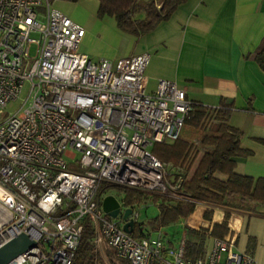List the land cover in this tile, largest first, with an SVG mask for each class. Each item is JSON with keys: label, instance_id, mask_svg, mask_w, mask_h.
Segmentation results:
<instances>
[{"label": "built area", "instance_id": "1", "mask_svg": "<svg viewBox=\"0 0 264 264\" xmlns=\"http://www.w3.org/2000/svg\"><path fill=\"white\" fill-rule=\"evenodd\" d=\"M84 33L50 0H0V246L35 242L6 264H72L86 218L96 247L131 264H257L233 235L185 257L184 238L137 237L103 212L104 184L177 197L182 177L149 148L178 139L196 103L170 80L147 92V53L92 60Z\"/></svg>", "mask_w": 264, "mask_h": 264}, {"label": "crops", "instance_id": "2", "mask_svg": "<svg viewBox=\"0 0 264 264\" xmlns=\"http://www.w3.org/2000/svg\"><path fill=\"white\" fill-rule=\"evenodd\" d=\"M74 2L73 9L65 3L54 8L85 29L82 43L90 58L147 53V92L165 79L205 107L231 104L228 123L242 132L241 146L251 151L236 159L234 171L264 178V69L254 59L264 41V0H184L167 19L139 35L121 31L112 16L98 17V0ZM245 205L240 212L230 213L226 236L235 237V249L252 253L257 264H264V215L245 210ZM198 206L180 224L193 229L209 224L211 229L223 220L224 211L220 220L209 222L201 215L202 224L191 223L206 205ZM260 212L264 213L263 205ZM236 219L238 230L231 228ZM182 228L179 240L165 237L170 245L185 237L186 228Z\"/></svg>", "mask_w": 264, "mask_h": 264}, {"label": "trees", "instance_id": "3", "mask_svg": "<svg viewBox=\"0 0 264 264\" xmlns=\"http://www.w3.org/2000/svg\"><path fill=\"white\" fill-rule=\"evenodd\" d=\"M98 1V17L112 16L121 31L135 35L151 30L184 2L159 0L160 7H157L156 0H150L144 8L136 0ZM254 59L264 69V41L255 51ZM195 103L185 125L199 130L197 140L189 141L179 137L173 141L155 143L151 151L161 161L180 169L173 177H182L181 186L176 191L177 197L107 184L101 188V192L115 188L122 194L123 205L126 207L152 200L158 207V215L154 219L156 228L183 222L195 214L199 204L225 208L223 221L215 223L211 229L186 227L184 255L193 258L209 251L210 239L223 238L227 234V220L232 210L244 206L245 201V210L249 212L256 211V205L264 206V178H253L234 171L236 159L251 155V151L241 146L242 132L228 123L231 104L214 108ZM253 214L264 215L260 208ZM203 218L211 220V211H206ZM83 223L84 229L72 264H105L94 243L93 224L87 218ZM133 233L137 237L147 236L138 223L134 225ZM110 262L131 264L117 258H111Z\"/></svg>", "mask_w": 264, "mask_h": 264}, {"label": "rangeland", "instance_id": "4", "mask_svg": "<svg viewBox=\"0 0 264 264\" xmlns=\"http://www.w3.org/2000/svg\"><path fill=\"white\" fill-rule=\"evenodd\" d=\"M43 1H46V0H43ZM148 1H150V0H136L137 4L143 5L144 8L146 7V4L148 3ZM50 2H51L52 7H58L59 4H64L65 3V4H67V7H70V8H72L73 7V3H75L74 0H50ZM159 3H160V1L156 0L155 4H156L157 7H160ZM79 9H81V8H79ZM111 21H113V20H111ZM32 37H36V35L32 34ZM33 53H34V47L32 46L30 48V55H33ZM91 58L94 61H97V60L102 59V58L109 59V60L118 59L116 57L115 58H111V57H91ZM24 96H25V94L23 93L21 95V97L17 101L9 103L7 105V107H6V111L14 112L20 106ZM198 136H199V130L197 128L189 126V125H185L183 127V129H182L181 134H180L181 138H186L189 141L197 140ZM149 150L153 151V146H151L149 148ZM165 164H166L167 171L170 172V174H171V177L172 176L174 177V174L177 171L178 172L180 171L179 168H176L171 163H165ZM106 193H107V195L110 194V195L115 196L118 200H120L122 198V194L119 193L118 191H116L115 188L106 191ZM205 205L206 204H201L202 207L205 206ZM134 206H136L138 208V218H137L138 221H137V223L141 226L142 231L144 232L145 235H147V236H149V235L156 236L159 233V231H160L161 235H163L164 237H166L168 235L169 237H174L175 238L174 240H176V241L181 238L182 233H183V228L182 227L186 228V226L184 224L183 225L180 224L182 222L177 223V224H173V225H169V226H163L161 228H159V227L156 228L155 227L154 219L158 215V207H157L156 204H154L152 202V200H147V201L141 202V203H135ZM257 206L258 205H256L257 209L255 208L256 211L253 212V210H252L250 212L257 213V211H259V208H260L259 206L258 207ZM227 209H229V207ZM230 209H232V208H230ZM206 211H211V220H209V222H212L213 219L216 220V217L219 216V214L220 215L222 214L221 212L224 211V215H225V211L226 210H225V208H222V207H211L209 205H206L205 207H203L202 217H203V215H204V213ZM232 212H234V213L240 212V208L237 207V209L236 210H232ZM214 215H215V217H213ZM223 219H224V217H223ZM204 224H206V223H204ZM209 227H210V225L208 224L206 226H200L199 229H208ZM211 244H212V239L209 240V245L208 246H210ZM97 251H98V254H99L100 258L103 260V262L105 264H113L112 262H110L111 258L112 259L113 258L116 259V257L114 256L113 251L109 247H107L106 245H101V246L97 247ZM221 262H224V258H222Z\"/></svg>", "mask_w": 264, "mask_h": 264}, {"label": "water", "instance_id": "5", "mask_svg": "<svg viewBox=\"0 0 264 264\" xmlns=\"http://www.w3.org/2000/svg\"><path fill=\"white\" fill-rule=\"evenodd\" d=\"M101 207L103 212L112 218L118 216L124 220L122 229L128 233L134 232V222L132 219H128L132 212L131 208H125L121 211L120 201L113 195H106L101 201ZM35 246V242L31 240L27 234L21 233L18 236L8 240L0 246V264H6L18 255L24 253Z\"/></svg>", "mask_w": 264, "mask_h": 264}, {"label": "bare ground", "instance_id": "6", "mask_svg": "<svg viewBox=\"0 0 264 264\" xmlns=\"http://www.w3.org/2000/svg\"><path fill=\"white\" fill-rule=\"evenodd\" d=\"M201 215H202V209H199L197 214L191 219V223H194V224H202V221H201ZM217 220H220V216H217L216 218ZM239 226L238 224V220H234L232 221L231 223V228L233 229H237ZM238 230V229H237Z\"/></svg>", "mask_w": 264, "mask_h": 264}]
</instances>
